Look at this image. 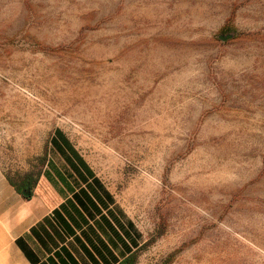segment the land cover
Masks as SVG:
<instances>
[{"label": "rangeland", "instance_id": "374dc122", "mask_svg": "<svg viewBox=\"0 0 264 264\" xmlns=\"http://www.w3.org/2000/svg\"><path fill=\"white\" fill-rule=\"evenodd\" d=\"M63 131L135 220L134 264H264V0H0V169Z\"/></svg>", "mask_w": 264, "mask_h": 264}, {"label": "crops", "instance_id": "0c3cea01", "mask_svg": "<svg viewBox=\"0 0 264 264\" xmlns=\"http://www.w3.org/2000/svg\"><path fill=\"white\" fill-rule=\"evenodd\" d=\"M57 130L29 198L0 169V264H118L143 234L114 189Z\"/></svg>", "mask_w": 264, "mask_h": 264}, {"label": "trees", "instance_id": "16d2710c", "mask_svg": "<svg viewBox=\"0 0 264 264\" xmlns=\"http://www.w3.org/2000/svg\"><path fill=\"white\" fill-rule=\"evenodd\" d=\"M57 132H58V130H57ZM67 147L70 148L68 144H67ZM73 155L76 156L74 153H73ZM79 162H81V161H79ZM8 180L11 183V185H13L19 193H21L25 198H29L31 195V189H32L33 185L35 184V182L37 181V178L32 179L30 175H25L21 179V181L17 184L14 183L10 179H8ZM146 245L147 244L145 242H143L139 247H137V249L134 253H131L129 256L125 257L118 264H134L138 252L143 250L146 247Z\"/></svg>", "mask_w": 264, "mask_h": 264}]
</instances>
